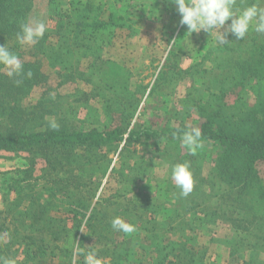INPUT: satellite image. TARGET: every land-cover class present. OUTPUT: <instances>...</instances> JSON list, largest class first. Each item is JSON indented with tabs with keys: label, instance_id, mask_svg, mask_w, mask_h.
<instances>
[{
	"label": "rangeland",
	"instance_id": "1",
	"mask_svg": "<svg viewBox=\"0 0 264 264\" xmlns=\"http://www.w3.org/2000/svg\"><path fill=\"white\" fill-rule=\"evenodd\" d=\"M58 1L68 11L70 3H85V0ZM256 2L237 0V7ZM94 3L95 6L103 7L104 16L108 8L124 13L128 16L126 22L132 27L131 30L108 28L104 32L100 31V36L92 33L90 46L98 49L102 57L107 59L101 80L91 78L86 69L88 61L82 59L73 80L59 86L55 72L67 73L73 71L72 67L65 65L63 69L59 67L60 70L49 69L45 60L24 54L25 60L37 61L40 64L39 71L47 77L45 97L55 99L54 104L64 111L72 107L70 119L78 127H101L108 125L113 117L119 121L127 118L132 124L138 120L155 128L162 125L197 127L199 117L193 103L198 100L203 103L215 100L219 95L218 81L223 77L231 80L235 74H239L235 70V66L239 65L241 75L246 77L239 89L242 103L247 105L246 110L257 106L263 109L264 34L249 31L243 40L228 34L227 44H219L216 40L219 29L210 34L204 31L188 33L187 26L179 23L181 17L177 6L170 0H121L118 8L113 0H95ZM228 24L230 21L226 22L225 27ZM83 36L88 37V33ZM82 43L76 50L78 53L83 52L88 41ZM172 53L179 55V71H188L189 75L176 74L180 78L175 77L170 83H162L168 78L163 75L162 81L155 83L156 78L166 71L165 60ZM95 86H98L102 94L93 100L86 93ZM43 90L40 86L30 91L25 100V114L31 112ZM201 144L202 147L195 155L190 154L180 140L166 139L129 146L120 143L109 152L104 149L111 163L106 174L99 180L90 210L95 208L98 218L104 214L105 221L119 216L129 223L138 220L139 216H155L150 212L143 214L140 210L149 198L152 203H162L155 217L173 227L169 238L176 244H182L186 236L191 237L190 243H196L194 251L198 252V257L204 256V264H264V244L259 246L255 243L253 235L257 232L249 230L248 225L254 217L253 210L257 209V199L254 200L252 196L255 197V193L244 190L241 184V188L237 186L240 178L238 172L224 170L218 146L212 142L201 141ZM184 155L190 158L184 162L190 163L194 180L193 191L186 197L180 195V190L170 178L171 166ZM24 158V154H3L0 159V210H5L6 201L11 203L16 200L15 189L19 186L23 190L22 194L39 196L51 187L42 179L41 168L45 165L42 160L37 162L31 180L14 184L13 181L23 177L17 171L27 167ZM254 176L264 182V158L254 163ZM250 186L253 189L254 184ZM261 192L264 193L263 190ZM237 195L241 197L240 202L237 201ZM56 210L43 218L39 215L36 223L56 226L60 220L67 218L64 211ZM256 213L264 217L262 203ZM88 216L89 212L83 219L84 224L75 244L80 242L79 250L82 253L95 251L102 264L152 263L155 255L150 253L142 241L146 234L140 225L133 224L136 226L131 234L117 233L111 228L109 233L101 236L87 229L85 222ZM182 221L184 225H194L192 228L198 229L196 234L178 230ZM243 221L247 223H238ZM5 223L9 231L0 232V248L3 250L0 257L14 259L15 264H20L26 248L25 241L18 242L13 235L14 226ZM235 225H239V228ZM20 231L25 235L31 234L30 228ZM247 231L252 234H246ZM80 234L82 237L79 239ZM47 239L44 238L43 244L51 245L50 239ZM246 239L251 246H246ZM58 244L63 246L64 243ZM117 253L119 258L115 256ZM249 255L253 263L248 261ZM194 256L197 258L196 254ZM82 261L84 263V255ZM82 261L73 255L71 264H80ZM27 264H57V260L47 255L44 260L33 257Z\"/></svg>",
	"mask_w": 264,
	"mask_h": 264
},
{
	"label": "trees",
	"instance_id": "2",
	"mask_svg": "<svg viewBox=\"0 0 264 264\" xmlns=\"http://www.w3.org/2000/svg\"><path fill=\"white\" fill-rule=\"evenodd\" d=\"M113 1H116L115 7L118 8L121 0ZM94 2L95 0H85V3H70L72 9L70 7L68 11L63 9L58 0H0V46L5 45L20 58L24 73L19 77L9 78L0 66V159L3 154L25 155L27 167L17 171L23 177L13 181L14 184L27 183L31 180L37 162L42 160L45 164L41 168L42 179L51 184L42 196L22 194L23 190L19 186L15 189L16 200L11 203L4 201L6 208L0 210V232L9 231L5 221L9 222L14 226L13 235L18 242L25 241L26 248L20 264H27L33 257L44 260L47 255L55 258L57 264H71L73 255L82 261L83 254H77L76 251L81 246L80 242L75 244L88 212L89 216L85 222L87 229L101 236L109 233L111 221H105L104 214L96 217L98 212L95 208L90 210L99 180L106 174L111 163L104 149L109 152L120 143L129 146L148 143L150 140H180L178 137L191 129L184 125L176 127L162 125L155 128L146 126L138 120L132 124L126 120L127 118L119 121L115 117L108 125L101 127H78L70 119L72 107L64 111L54 104L55 99L45 97L47 77L39 71L40 64L37 61L25 60L24 54L45 60L49 69L55 70L65 65L72 67L73 71L67 73L55 72L59 86L73 80L82 59L88 61L86 69L91 78L99 81L103 77L107 59L102 57L98 49L90 46L92 33L100 36L102 35L100 31L104 32L108 28L131 30V24L128 25L126 22L128 16L114 8H108L104 16L103 7L95 6ZM34 21L45 24L43 38L35 45H20L16 40V34L20 31L21 24H31ZM86 33L88 37L83 36ZM85 41L88 43L83 52L78 53L76 50L79 44H84L82 42ZM178 60L179 55L170 54L165 60L166 71L156 78L155 83L162 81L163 75L169 79L162 83H170V80L180 78L178 76L184 73L189 75L188 71H179ZM240 68V65L235 66L239 74H235L231 80L223 77L218 81L219 95L215 100L208 103L198 100L193 106L199 117L197 127L202 132L201 141L212 142L220 148L224 170L239 173L237 186L240 187L241 184L244 190H252L255 193V197L252 196L254 200L257 199L258 209L261 203L264 205V193L261 192L264 191V182L258 181L254 176V163L264 158V105L263 109L257 106L246 110L247 105L242 103L239 90L246 77L241 75ZM29 71L32 73L30 78L25 75ZM16 80H20L21 83L17 84ZM40 86L44 88L43 93L31 108V112L25 114L26 98L33 88ZM86 94L96 100L102 92L95 86ZM51 119L59 124V130H52L49 127ZM234 119L241 123L234 122ZM187 157L186 155L179 157L177 163H183ZM140 168L141 166L136 171ZM253 184L251 189L250 185ZM236 197L240 202V195ZM151 201L148 198L140 210L143 214L150 212L157 216L162 203L155 204L156 201L153 203ZM56 208L64 211L67 218L60 220L56 226L36 223L39 215L43 218ZM257 209L253 210L254 217L249 220L248 225L249 230L257 232L253 235L255 243L262 246L264 217L257 215ZM155 216L152 218L148 215L139 216L138 220L129 221L145 230L146 235L142 241L148 246L150 253L155 255L151 264H204L202 260L204 256L198 257V252L194 251L196 243H190L191 237L186 236L182 244H176L169 238L172 236L173 227L167 222L158 221ZM192 226L194 225H184L182 221L178 230L194 235L198 229ZM235 226L239 228V225ZM28 228L31 234L25 235L20 231V229L26 231ZM246 234L252 233L247 231ZM81 237L82 234L79 239ZM44 238H49L52 244L44 245ZM108 241L112 242V239L108 238ZM59 242H63V246L59 245ZM245 242L246 246H251L248 239ZM2 251L0 248V254ZM115 256L119 258L120 255L117 253ZM248 261L253 263L251 255ZM80 264H84L83 261Z\"/></svg>",
	"mask_w": 264,
	"mask_h": 264
},
{
	"label": "clouds",
	"instance_id": "3",
	"mask_svg": "<svg viewBox=\"0 0 264 264\" xmlns=\"http://www.w3.org/2000/svg\"><path fill=\"white\" fill-rule=\"evenodd\" d=\"M177 6V12L181 19L180 25L187 26L188 33H199L204 31L212 33L216 29V40L219 44H227L228 34L235 36L237 40H243L249 31L264 34V0H257L256 3L237 7V0H170ZM230 24L225 27L226 22ZM221 29H224L221 32ZM46 26L43 22H32L21 24L20 31L16 34V40L20 45H35L44 36ZM0 66L6 71L9 78L21 76L23 64L20 58L5 45L0 46ZM31 77L29 71L25 74ZM17 84L20 80L15 81ZM49 127L52 130H59V124L54 119L50 120ZM202 132L199 127H192L184 131L178 138L187 151L195 155L202 147ZM171 180L180 190L181 196H188L193 191L194 180L190 170V163H175L171 166ZM111 228L117 232L131 234L135 231V226L117 216L111 220ZM77 254L84 255V264H102V260L95 251L82 253L77 249ZM0 264H15L14 259L0 258Z\"/></svg>",
	"mask_w": 264,
	"mask_h": 264
}]
</instances>
